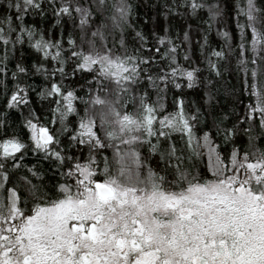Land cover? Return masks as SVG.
I'll return each instance as SVG.
<instances>
[{"label":"snow or ice","instance_id":"1","mask_svg":"<svg viewBox=\"0 0 264 264\" xmlns=\"http://www.w3.org/2000/svg\"><path fill=\"white\" fill-rule=\"evenodd\" d=\"M0 264H264V0H0Z\"/></svg>","mask_w":264,"mask_h":264},{"label":"trees","instance_id":"2","mask_svg":"<svg viewBox=\"0 0 264 264\" xmlns=\"http://www.w3.org/2000/svg\"><path fill=\"white\" fill-rule=\"evenodd\" d=\"M214 39H215V37H214ZM41 118H42L45 122H48L44 115H42ZM29 159H31V157H29Z\"/></svg>","mask_w":264,"mask_h":264}]
</instances>
